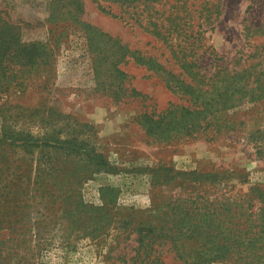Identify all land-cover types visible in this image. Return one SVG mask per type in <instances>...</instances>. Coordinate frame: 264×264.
<instances>
[{"label": "rangeland", "instance_id": "rangeland-1", "mask_svg": "<svg viewBox=\"0 0 264 264\" xmlns=\"http://www.w3.org/2000/svg\"><path fill=\"white\" fill-rule=\"evenodd\" d=\"M188 2L194 9L205 4L213 10L211 20L207 10L194 17L206 46L230 58L249 51L254 36L247 35L248 27L263 21L264 0ZM57 6L58 0H0V264L179 263L168 246L154 251V263L145 261V253L139 257L140 227L174 224L173 212L186 203L247 201L256 184L264 186V130L257 131L264 126V113L244 106L239 116L245 115L247 125L233 124L224 134L209 127L195 134L181 128L166 138L150 135L139 115L185 100L163 78L135 63L127 66L129 85L140 93L107 94L85 51L82 24L57 45L60 38L50 21ZM127 16L85 0L81 20L172 62L170 49L154 31ZM20 38L51 40L55 49L50 67L35 72L26 86L17 59ZM7 40L14 43L10 50ZM233 64L245 62L238 58ZM54 122L65 123L66 133L87 138L112 166H95L89 159L66 162L58 154L53 168L51 153L38 149L31 154L9 143L12 130L38 135ZM77 164L81 171L74 175L69 168ZM194 170L203 175H190ZM190 242L189 249L197 248Z\"/></svg>", "mask_w": 264, "mask_h": 264}, {"label": "trees", "instance_id": "trees-1", "mask_svg": "<svg viewBox=\"0 0 264 264\" xmlns=\"http://www.w3.org/2000/svg\"><path fill=\"white\" fill-rule=\"evenodd\" d=\"M92 1L104 11L123 12L145 30L152 29L170 49L173 61L167 64L159 57L131 48L121 38L81 20L85 0H58L57 8L51 13V30L60 38L57 45L63 37L71 36V28H79L82 24L85 51L91 58L95 79L108 91L107 94L113 92L119 98L140 93L129 85L131 74L127 66L135 63L163 78L166 86L185 100L184 103L172 102L159 113H141L139 118L150 135L166 138L181 128L182 133L195 134L209 127H214L218 134H224L233 124L247 125L245 115L239 116L244 106L250 105V110L257 108L260 114L264 113V18L259 25L248 27L247 35L254 36L249 51L230 58L204 44L202 25L194 21L196 12L202 16L206 10L211 11L208 16L211 20L213 10L210 6L203 4V8L194 9L188 0ZM116 8L121 9L118 12ZM252 8L254 6L249 10ZM16 43L17 59L26 86L35 72L50 67L55 49L51 40L27 41L20 38ZM5 45H9V50L14 47L12 40L5 41ZM8 55L13 57L15 53L11 51ZM238 58L244 59L245 64L234 65ZM64 127L65 123L54 122L38 135L31 130H12L9 143L23 146L31 154L38 149L51 153L52 163L55 155L62 154L68 158L66 162L89 159L95 166H112L108 157L92 142L79 134L66 133ZM262 129L264 126L259 125L257 131ZM55 166L53 163L52 167ZM167 169L173 171V168ZM69 170L74 175L81 171L78 164ZM191 174L203 175L197 170ZM254 189L255 194L248 198V205H245L246 200L221 199L199 206L186 203L177 206L173 212L177 224L141 226L139 257L145 253V261L154 263V251H162L168 246V250L176 251L181 259L179 263L170 264H214L221 259L232 261V264H264V186L256 184ZM257 198L260 199L259 205L253 203ZM190 240L197 248L187 247Z\"/></svg>", "mask_w": 264, "mask_h": 264}]
</instances>
